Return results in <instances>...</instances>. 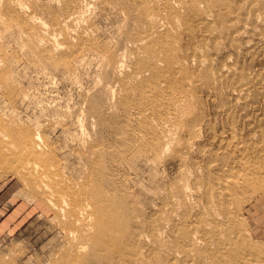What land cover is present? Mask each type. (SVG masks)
Listing matches in <instances>:
<instances>
[{
    "label": "rangeland",
    "instance_id": "1",
    "mask_svg": "<svg viewBox=\"0 0 264 264\" xmlns=\"http://www.w3.org/2000/svg\"><path fill=\"white\" fill-rule=\"evenodd\" d=\"M0 21V264H264V0H0Z\"/></svg>",
    "mask_w": 264,
    "mask_h": 264
},
{
    "label": "bare ground",
    "instance_id": "2",
    "mask_svg": "<svg viewBox=\"0 0 264 264\" xmlns=\"http://www.w3.org/2000/svg\"><path fill=\"white\" fill-rule=\"evenodd\" d=\"M15 6V5H14ZM167 6V5H166ZM17 7V6H16ZM27 13V12H26ZM29 13V12H28ZM27 13V14H28ZM30 13H31V11H30ZM164 13V12H163ZM31 15V14H30ZM34 16V15H33ZM28 18H30V17H28ZM35 21V20H34ZM1 22V21H0ZM32 22V21H31ZM263 22V21H262ZM26 23V22H25ZM33 23V22H32ZM34 24V23H33ZM37 24V23H36ZM39 24V23H38ZM42 24V23H41ZM46 25V24H45ZM44 25V26H45ZM40 26V25H39ZM43 26V25H42ZM43 26V27H44ZM166 26V25H165ZM46 27H47V25H46ZM45 27V28H46ZM178 27V26H177ZM48 28V27H47ZM46 28V29H47ZM43 29V28H42ZM51 31V30H50ZM154 31V30H153ZM42 32V31H41ZM48 32V31H47ZM215 32V31H214ZM50 33H52V32H50ZM54 34V33H53ZM56 34V33H55ZM39 35V34H38ZM52 35V34H51ZM175 35V34H174ZM48 36H50L49 34H48ZM47 36V37H48ZM38 37V36H37ZM44 37H46V36H44ZM143 37V36H142ZM145 37V36H144ZM53 38H55V37H53ZM52 38V39H53ZM61 38V37H60ZM43 39V38H42ZM41 39V40H42ZM58 39V38H57ZM139 39V38H138ZM48 40V39H47ZM44 41V40H43ZM54 41H55V39H54ZM54 41H52V42H54ZM37 42H40V41H38L37 40ZM57 42V41H56ZM145 42H146V40H145ZM48 43V42H47ZM43 44V43H42ZM51 45H52V43H50ZM57 44V43H56ZM44 46V45H43ZM37 47H39V46H37ZM45 47V46H44ZM57 47V46H56ZM169 47V46H168ZM58 48V47H57ZM140 48V47H139ZM172 48V47H171ZM168 49V48H167ZM167 49H164V50H167ZM158 51V50H157ZM160 51V50H159ZM202 51V50H201ZM137 52H139V51H137ZM163 52V51H162ZM162 54H164V52L162 53ZM138 56H139V54H138ZM142 56V55H141ZM141 56H139V57H141ZM149 56H150V54H149ZM163 56V55H162ZM146 57H148L147 55H146ZM164 57H166V56H164ZM172 57V56H171ZM163 58V57H162ZM157 59V58H156ZM166 59V58H165ZM176 59V58H175ZM179 59V58H178ZM163 60H164V58H163ZM151 61V60H150ZM154 61V60H153ZM158 61V60H157ZM165 61V60H164ZM167 61V60H166ZM174 61V60H173ZM148 62V61H147ZM168 62H169V64L170 65H172L173 66V64H171L172 62H171V58L170 57H168V61L166 62L167 64H168ZM176 62H177V64H179L178 63V61L176 60ZM158 63H159V61H158ZM174 63H175V61H174ZM152 64V63H151ZM161 64V63H160ZM2 65V64H1ZM170 65H168L169 67H171ZM181 65V64H180ZM174 66H177V65H174ZM160 66H158V68H159ZM169 67H168V69H169ZM149 68V67H148ZM147 69V68H146ZM171 69L173 70V68L171 67ZM151 70L153 71V69L151 68ZM160 70V69H159ZM167 70V69H166ZM157 72H158V70H157ZM157 72H155V73H157ZM171 73V72H170ZM140 75V74H139ZM150 75V74H149ZM171 75V74H170ZM193 76V75H192ZM151 77V76H150ZM141 77H139V79H140ZM130 80V79H129ZM193 80V79H192ZM132 81V80H131ZM190 85H192V84H190ZM189 87V86H188ZM185 99V98H184ZM158 101V100H157ZM107 102H109V101H107ZM159 102H161V101H159ZM158 103V102H157ZM158 104H160V103H158ZM157 104V105H158ZM108 105V104H107ZM110 105V104H109ZM108 105V106H109ZM150 105V104H149ZM155 105V104H154ZM161 105V104H160ZM160 105H158L159 107H160ZM158 106H157V108H158ZM161 106H163V105H161ZM112 107V106H111ZM147 107V106H146ZM163 107H165V106H163ZM162 107V108H163ZM148 108H149V106H148ZM166 108V107H165ZM174 109V108H173ZM147 110V109H146ZM168 110V109H167ZM175 110V109H174ZM159 111H162L163 112V110H160L159 109ZM169 111V110H168ZM145 112V111H144ZM149 112V111H148ZM166 113H168V112H166ZM170 113V112H169ZM148 114V113H147ZM160 114V113H159ZM185 114V113H184ZM165 115V114H164ZM169 115V114H168ZM167 115V116H168ZM154 116V115H153ZM156 116H157V114H156ZM170 116V115H169ZM151 117V116H150ZM165 117V116H164ZM173 117H176L177 118V116H174L173 115ZM184 117H185V115H184ZM153 118V117H152ZM157 118V117H156ZM165 118H167V117H165ZM169 118V117H168ZM172 118V117H171ZM153 119H155V118H153ZM174 119V118H173ZM162 120H164V118L162 117ZM166 120H168V119H166ZM175 120V119H174ZM174 120H172V122L174 121ZM151 121V120H150ZM154 121H157V119L156 120H154ZM170 121V120H169ZM176 121V120H175ZM182 121V120H181ZM157 122H159V121H157ZM165 122V121H164ZM171 122V121H170ZM171 122V123H172ZM160 123H161V121H160ZM166 123H167V121H166ZM161 125V124H160ZM171 125H173V123L171 124ZM177 125V124H176ZM148 126V125H147ZM150 127V126H149ZM161 127H163V126H161ZM166 127V126H165ZM146 128V127H145ZM166 128H168V127H166ZM175 128V127H174ZM177 128V127H176ZM160 129V128H159ZM156 130V129H155ZM157 130H158V128H157ZM156 130V131H157ZM164 130V129H163ZM172 131V130H171ZM160 132V131H159ZM165 133H167L166 131H165ZM171 133V132H170ZM1 134V133H0ZM162 134H163V132H162ZM162 134H159V135H162ZM172 135V134H171ZM176 135V134H175ZM163 136H165L164 134H163ZM159 137V136H158ZM166 137V136H165ZM7 138V137H6ZM38 138V137H37ZM163 138V137H162ZM168 138H170V137H168ZM167 138V139H168ZM177 138V137H176ZM145 139V138H144ZM164 139V138H163ZM167 139H165L166 141H167ZM160 140V139H159ZM169 140V139H168ZM40 141V140H39ZM35 142V141H34ZM168 142V141H167ZM177 142V141H176ZM87 143V142H86ZM172 143H174V142H172ZM92 144V143H91ZM166 144V143H165ZM174 144H176V143H174ZM12 145V144H11ZM38 145V144H37ZM162 145V143L160 144V146ZM8 146H9V144H8ZM166 146H168V145H166ZM172 146V145H171ZM239 146V145H238ZM13 147H15L14 145L12 146V148ZM38 147V146H37ZM97 147V146H96ZM108 147V146H107ZM110 147V146H109ZM165 147V146H164ZM240 147V146H239ZM26 148V147H25ZM162 148H163V145H162ZM4 149H5V146H4ZM32 149V148H31ZM36 149H38V148H36ZM101 149V148H100ZM168 149V148H167ZM7 150V149H6ZM40 150H41V148H40ZM3 151V150H2ZM23 151V150H22ZM33 151H34V149H33ZM100 151V150H99ZM165 151H166V148H165ZM24 152V151H23ZM26 152V151H25ZM37 152V151H36ZM36 152H34V153H36ZM163 152V151H162ZM2 153V152H1ZM19 153V152H18ZM31 153H33L32 151H31ZM106 153V152H105ZM104 153V154H105ZM164 153V152H163ZM38 154V153H37ZM21 156H22V154H20ZM19 155V156H20ZM46 155V154H45ZM106 155V154H105ZM9 157V156H8ZM39 157H40V155H39ZM39 159V158H38ZM40 160V159H39ZM27 161H28V159H27ZM36 163V162H35ZM39 163H40V161H39ZM30 166H31V164H29ZM30 166H29V169H30ZM19 166H17V168H18ZM33 168V167H32ZM37 168H39V167H37ZM44 169V168H43ZM15 170V169H14ZM24 170V169H23ZM39 171V170H38ZM240 171V170H239ZM253 172H255V173H260V171H261V169H254V170H252ZM43 172H45V171H43ZM31 173V172H30ZM262 173V172H261ZM263 174V173H262ZM32 175V174H31ZM256 175V174H255ZM259 175V174H258ZM261 176V175H260ZM31 177V176H30ZM46 177V176H45ZM251 177V176H250ZM41 178V177H40ZM44 178V177H43ZM252 180V179H251ZM63 181V180H62ZM233 181H235V180H233ZM64 182V181H63ZM58 183V182H57ZM59 184V183H58ZM63 184V183H62ZM62 184H61V187H62ZM235 184V183H234ZM236 184H237V182H236ZM240 183H238L237 185H239ZM60 185V184H59ZM243 185H244V183H243ZM55 186V185H54ZM247 186V185H246ZM85 187H87V186H85ZM243 187V186H242ZM64 188V187H63ZM226 188V187H225ZM240 188L241 187H238V189L240 190ZM52 189H53V187H52ZM249 189V188H248ZM54 190V189H53ZM228 190V189H227ZM65 191H67V190H65ZM187 191H189V190H187ZM51 192V191H50ZM192 192V191H191ZM243 192V191H242ZM67 193V192H66ZM74 193V192H73ZM59 194V193H58ZM65 194V193H64ZM68 194V193H67ZM69 195V194H68ZM61 196V195H60ZM62 196H63V194H62ZM75 197V196H74ZM177 197V196H176ZM234 197V196H233ZM251 197V196H250ZM66 198V197H65ZM64 198V199H65ZM75 199H76V197H75ZM63 200V199H62ZM176 200V199H175ZM179 200V199H178ZM215 200V199H214ZM83 201V200H82ZM179 201H181V200H179ZM87 202V201H86ZM59 203H60V201H59ZM83 203V202H82ZM61 204V203H60ZM75 204V203H74ZM215 204V203H214ZM88 205V204H87ZM179 205H180V203H179ZM182 205V204H181ZM228 205H229V203H228ZM59 206V205H58ZM61 206H62V204H61ZM231 206V205H230ZM60 207V206H59ZM58 207V208H59ZM64 207H65V203H64ZM74 207V206H73ZM88 207H89V205H88ZM178 207H180V206H178ZM241 207V206H240ZM61 208V207H60ZM181 208V207H180ZM80 209V208H79ZM82 209V208H81ZM86 208H84V210H85ZM72 210V209H71ZM76 210H78L77 208H76ZM76 210H75V212H76ZM215 211H216V209H215ZM71 212V211H70ZM79 212V211H78ZM208 212V211H207ZM220 212V211H219ZM88 213V212H87ZM97 213L99 214V223H103V220H102V218L104 219V217H100L101 216V214H103V213H101V211H100V209L98 208L97 209ZM78 214H80V213H78ZM175 214V213H174ZM216 214V213H215ZM77 215V214H76ZM216 215H218V214H216ZM81 216V215H80ZM98 216V215H97ZM103 216V215H102ZM206 216V215H205ZM180 217V216H179ZM166 219V218H165ZM206 219V218H205ZM78 220V219H77ZM90 220V219H89ZM88 221V220H87ZM94 221V220H93ZM85 222V221H84ZM137 223V222H136ZM158 223V222H157ZM77 225L79 224V222L78 223H76ZM84 224H86V223H84ZM93 224H94V222H93ZM80 225V224H79ZM158 225V224H157ZM74 226H76V225H74ZM94 226V225H93ZM92 226V227H93ZM82 227H85L86 228V226H83L82 225ZM76 228V227H75ZM81 228V227H80ZM91 228V227H90ZM212 228V227H211ZM223 228H225V227H223ZM87 229V228H86ZM94 229V228H93ZM73 230V229H72ZM71 230V231H72ZM91 230V229H90ZM74 231H75V229H74ZM78 231V234H79V230H77ZM225 231V230H224ZM73 232V231H72ZM86 232V231H85ZM90 232H88V234H89ZM92 233V232H91ZM72 234V236L75 234V233H71ZM80 234H82V233H80ZM84 234V233H83ZM85 234H87V233H85ZM200 234V233H199ZM70 236V235H69ZM66 237H68V236H66ZM187 237H189V233H187L186 234V236L184 237V238H187ZM86 238V237H85ZM183 238V239H184ZM70 240V239H69ZM156 240H158V239H156ZM153 241V240H152ZM201 241V240H200ZM82 243V242H81ZM153 244H154V241H153ZM76 247V246H75ZM80 247V246H79ZM84 249H85V247H84ZM84 249H82V250H84ZM81 250V249H80ZM82 250H81V252H82ZM193 250V249H192ZM195 250V249H194ZM188 251H190V250H188ZM79 251H77V253H78ZM186 252V251H185ZM195 253V252H194ZM82 253H80V255H81ZM192 255H193V253H192ZM180 256V255H179ZM254 262V261H253Z\"/></svg>",
    "mask_w": 264,
    "mask_h": 264
}]
</instances>
